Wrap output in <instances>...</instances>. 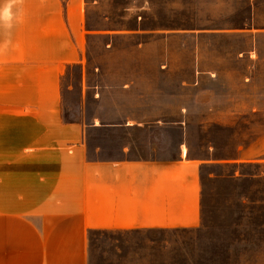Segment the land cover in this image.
Instances as JSON below:
<instances>
[{"label":"rangeland","instance_id":"374dc122","mask_svg":"<svg viewBox=\"0 0 264 264\" xmlns=\"http://www.w3.org/2000/svg\"><path fill=\"white\" fill-rule=\"evenodd\" d=\"M252 3L250 21L264 27V0ZM248 7L247 0H98L89 9L90 24L105 31L62 78L67 98L83 88L76 115L93 125L162 128L164 155L175 157L181 143L190 158L206 160L199 228L95 230L90 264H264L263 244L250 247L264 239V61L253 67L246 53L253 38L235 28L250 22ZM255 46L262 56L263 37ZM235 50L246 52L231 61ZM222 58L233 71H201ZM75 107H65L69 118ZM232 156L246 163L216 161Z\"/></svg>","mask_w":264,"mask_h":264},{"label":"crops","instance_id":"0c3cea01","mask_svg":"<svg viewBox=\"0 0 264 264\" xmlns=\"http://www.w3.org/2000/svg\"><path fill=\"white\" fill-rule=\"evenodd\" d=\"M7 3L12 19L0 22V264H90L95 230L199 228L206 160L190 158L181 143L175 157L164 155L162 128L88 123L76 115L84 110L82 87L79 98L65 96L64 74L84 64L91 38L105 31L90 24L98 0H0ZM246 24L235 27L243 32L236 36H251L253 47L229 59L246 52L254 67L264 61L255 46L264 27ZM226 63L201 71H233ZM69 103L80 108L70 118ZM216 161L246 163L240 156ZM262 244L251 240L250 247Z\"/></svg>","mask_w":264,"mask_h":264},{"label":"clouds","instance_id":"9594fccd","mask_svg":"<svg viewBox=\"0 0 264 264\" xmlns=\"http://www.w3.org/2000/svg\"><path fill=\"white\" fill-rule=\"evenodd\" d=\"M12 16V5L10 3L0 5V22L11 21Z\"/></svg>","mask_w":264,"mask_h":264}]
</instances>
